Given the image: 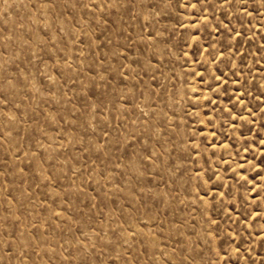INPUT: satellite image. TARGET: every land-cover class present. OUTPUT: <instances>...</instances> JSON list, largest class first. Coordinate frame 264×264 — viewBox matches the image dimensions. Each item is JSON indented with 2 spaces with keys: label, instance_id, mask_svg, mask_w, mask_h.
<instances>
[{
  "label": "rangeland",
  "instance_id": "374dc122",
  "mask_svg": "<svg viewBox=\"0 0 264 264\" xmlns=\"http://www.w3.org/2000/svg\"><path fill=\"white\" fill-rule=\"evenodd\" d=\"M0 264H264V0H0Z\"/></svg>",
  "mask_w": 264,
  "mask_h": 264
}]
</instances>
